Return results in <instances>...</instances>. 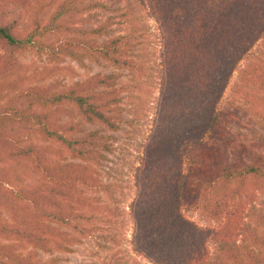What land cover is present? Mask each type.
<instances>
[{
  "label": "trees",
  "instance_id": "trees-1",
  "mask_svg": "<svg viewBox=\"0 0 264 264\" xmlns=\"http://www.w3.org/2000/svg\"><path fill=\"white\" fill-rule=\"evenodd\" d=\"M6 1L0 0V264H58L40 252H72L94 232L121 242L124 209L112 199L118 185L104 183L97 169L111 142L98 129L83 132L74 117L115 131L123 92L151 95L152 82L158 94L135 159L130 204L133 248L148 262L130 264H264V211L255 205L264 194V59L252 51L262 40L264 54V0H135L157 25L160 53L151 59L135 52L130 33L110 34L108 19L92 25L84 16L106 8L101 0H31L25 27L4 21L17 4ZM29 49L50 61L98 57L117 72L69 85L46 82L73 69L16 72L10 58ZM123 71L132 83L120 80ZM184 210L215 226H198Z\"/></svg>",
  "mask_w": 264,
  "mask_h": 264
},
{
  "label": "rangeland",
  "instance_id": "rangeland-1",
  "mask_svg": "<svg viewBox=\"0 0 264 264\" xmlns=\"http://www.w3.org/2000/svg\"><path fill=\"white\" fill-rule=\"evenodd\" d=\"M16 0H9L6 3H12ZM31 0H17V4L12 6L3 18L5 22L17 20L20 27L27 26L28 20L27 4ZM106 5V8H92L84 16H91L92 25H98L105 20H109L108 29L110 34L130 33L138 45L135 47V52L142 55L144 58H154L160 53V42L157 30V25L153 19L146 15V11L140 9L135 0H101ZM109 36V35H108ZM101 37L98 39L100 41ZM261 41L258 40L252 51L254 55H262ZM3 54V50H0ZM17 65L16 72H22L24 69L31 72L32 70H40L45 66L64 65L72 69V73H58L46 79V82L60 81L61 84L69 85L76 81L85 79L87 76L94 73H116L117 70L109 66L100 58H84L82 63L65 58L61 61H50L46 54H38L34 49L22 53L21 55L11 57ZM244 61L241 62L243 65ZM242 67V66H241ZM238 78V71H234L230 85ZM120 80H132L127 72L123 71ZM230 85L228 86L224 97H231ZM155 86V88L153 87ZM156 82H152L151 89L154 93L143 96L137 91H127L122 94V121L115 131H110L102 128L100 125L85 122L80 117H74V120L81 124L83 132L92 129H98L101 133L108 136L111 142L112 149L106 153V158L101 161L97 167L100 178L104 183L117 184L118 187L113 189L112 199L120 200L119 207L124 209L123 215L119 217L123 220L124 231L123 237L119 244H114L98 237L99 232H94L88 238H84L80 244L74 246V251L61 253L51 251L49 253L40 252L43 259L57 257L58 264H102L103 261L111 260L114 264H130L134 259L138 262L147 263L148 260L143 255H138L132 244L134 223L130 215V204L136 197L134 187L135 167L137 166L136 157L141 155L143 145L147 135L150 134L152 126V117L155 106V99L158 94ZM136 108V110H135ZM247 122V120H246ZM244 129V128H243ZM247 129V128H246ZM28 134L27 131L24 130ZM23 133L22 139H27L29 135ZM112 203V202H111ZM113 204V203H112ZM256 208H261L264 211V194L259 193L258 200L255 201ZM185 217L194 221L200 227H214L215 223L207 220L197 211L184 210ZM119 221V220H118ZM120 233V228L115 229ZM119 238L121 236H118ZM151 264V263H148Z\"/></svg>",
  "mask_w": 264,
  "mask_h": 264
}]
</instances>
